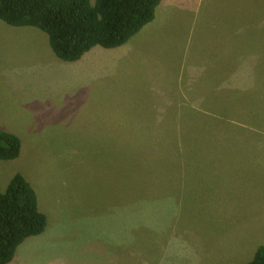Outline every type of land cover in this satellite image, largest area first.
<instances>
[{"label": "rangeland", "instance_id": "obj_1", "mask_svg": "<svg viewBox=\"0 0 264 264\" xmlns=\"http://www.w3.org/2000/svg\"><path fill=\"white\" fill-rule=\"evenodd\" d=\"M94 1V0H92ZM0 160L46 230L9 264H243L264 244V0H162L116 48L63 61L0 20Z\"/></svg>", "mask_w": 264, "mask_h": 264}, {"label": "trees", "instance_id": "obj_2", "mask_svg": "<svg viewBox=\"0 0 264 264\" xmlns=\"http://www.w3.org/2000/svg\"><path fill=\"white\" fill-rule=\"evenodd\" d=\"M162 0H0V20L15 27H34L48 36L54 54L77 61L95 47L127 43L156 17ZM21 137L0 127V160L17 159ZM48 224L36 189L15 173L0 192V264H9L29 238ZM243 264H264V244Z\"/></svg>", "mask_w": 264, "mask_h": 264}, {"label": "crops", "instance_id": "obj_3", "mask_svg": "<svg viewBox=\"0 0 264 264\" xmlns=\"http://www.w3.org/2000/svg\"><path fill=\"white\" fill-rule=\"evenodd\" d=\"M154 20H155V19H154ZM154 20H153L152 22H154ZM1 21H2V20H1ZM152 22H151V23H152ZM151 23H149V24H151ZM149 24H147V25H149ZM147 25H146V26H147ZM137 34H138V33H137ZM137 34H136V35H137ZM133 37H134V36H133ZM133 37H132V38H133ZM2 128H4V127H2ZM5 129H6V128H5ZM7 130H10V129H7ZM10 131H12V130H10Z\"/></svg>", "mask_w": 264, "mask_h": 264}]
</instances>
